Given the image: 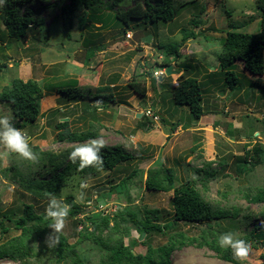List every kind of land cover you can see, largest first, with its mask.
Wrapping results in <instances>:
<instances>
[{"label":"rangeland","instance_id":"obj_1","mask_svg":"<svg viewBox=\"0 0 264 264\" xmlns=\"http://www.w3.org/2000/svg\"><path fill=\"white\" fill-rule=\"evenodd\" d=\"M70 1L24 0L23 5L18 4L21 5V14L30 11L33 18L43 22L42 27L30 26L26 38L20 41L8 37L0 9V66H5L0 72V95L10 89L14 79L33 80L43 90L39 116L32 123L14 118L11 104L0 101V114L11 115L14 125L28 133L31 147L38 156L36 162L17 155L0 159V223L6 216L21 217L25 206H32L37 215H46L49 194L69 205L75 202L81 209L74 217L69 214L59 233H54L51 227L46 229L39 222L29 224L24 231L17 229L14 222L5 221L7 231L0 233V248L10 249L18 257L0 259V264H112L115 250L120 253L129 251L140 259L148 255L149 250L155 255L154 252L163 247H172L170 264H231L217 254L216 247L223 249L218 244L220 234L232 231L243 238L259 228L258 240L262 242L264 239V203L253 204L247 200L259 189L264 190V166L259 165L244 174L236 172V166L244 158V148L254 155L256 148L264 147V87L260 85L264 86V74L252 76L248 73V77L239 74L241 85L234 89L233 95L239 96L242 104H231L230 112L240 129H233V125L228 127L225 123L226 137L235 141L232 144L218 141L214 146L215 159L207 158L202 143L203 131L197 132L200 133L199 137L196 135L200 149L193 155L189 151L196 141L194 137L190 140L189 134L181 130L166 144V151L171 156L192 155L196 163H193L194 172L187 175V179L196 180L195 190L217 216L199 223L177 222L167 231L146 234L140 233L128 213H136L139 220H148L155 226H164L175 220L173 191L155 192L144 187L147 173L162 166L157 164L148 168L157 156L163 158L158 152L160 143L154 136L163 127L161 118L173 111L169 103L172 92L166 90L178 78L170 83V77L176 76L180 69H200V73L208 74L204 82L208 90L211 91L212 86L219 91L222 79L225 82L224 75L221 78V75L209 73L218 68L222 39L229 31L252 34L261 31L262 12L257 6L258 0H174L178 5L193 3L181 8L173 21L146 24L140 20L132 22L126 31L120 24L115 26L107 13L126 10L136 3L145 7V0H100L86 13L82 25L80 17L84 12H75L71 26L64 10ZM148 1L155 5L158 0ZM95 11H102L104 15L101 18L92 15ZM192 20L196 21V26ZM102 21L103 24H98ZM184 30H193L198 37L183 42ZM148 36H151L150 41ZM168 43L182 44L181 59H171L174 74L169 77L164 74L157 80L154 72L163 69L164 62L157 46ZM243 67V62L237 61L235 71L239 73ZM70 80H77V90L81 94L95 97L101 95L99 88H103L105 99L115 96V100L98 111L93 106L94 101L87 97L78 102V99L64 98L56 93V89L71 87ZM181 80H185V76ZM162 81L163 85L160 84ZM135 82L150 92L149 101L159 117L154 122L158 124L138 117L140 114L144 116L145 110L141 113L143 108L139 98L129 88ZM159 93H163L162 110L157 104ZM212 106L220 109L222 105L212 102ZM241 115L248 118H241ZM64 120H68L73 132L97 134V138L105 140L106 147H120L135 157L146 153L149 160L136 158L125 162L112 173L113 178L104 170L94 174H73L67 178L65 187L55 194L52 181H49L61 171L57 168L61 160L68 163L67 154L80 145L57 140L55 124ZM188 120L189 115L182 113L178 122ZM181 129L184 131L185 128ZM249 130L263 132V135L248 136L246 141L249 143H241V137L248 135L242 132ZM160 161L164 162L163 159ZM134 169L144 174L133 180L136 182L134 186H129L128 190L125 185L114 186L119 192L110 190L111 184L127 177ZM85 180H90V186L81 189V181ZM101 188L104 190L99 192ZM81 191L84 193L82 202L77 199ZM99 206L105 211H100ZM220 213L224 214L218 215ZM97 214L107 218L108 222L93 220ZM50 237L53 238L49 240ZM60 239H66L68 244L61 252ZM14 248L17 251L14 252ZM263 252L264 247L258 244L247 258L241 260L242 264H260Z\"/></svg>","mask_w":264,"mask_h":264},{"label":"trees","instance_id":"obj_2","mask_svg":"<svg viewBox=\"0 0 264 264\" xmlns=\"http://www.w3.org/2000/svg\"><path fill=\"white\" fill-rule=\"evenodd\" d=\"M26 1V0H25ZM100 0H71L68 6L64 7L65 13L67 15V21L72 25L73 15L78 10H82L84 14L80 17V25L85 22L84 16L88 13L89 10H92ZM23 5L24 0H5L3 6H0L2 10V21L6 27L7 35L10 39L15 40H24L30 26H39L42 27V20H37L33 18L30 11H25L23 14L20 12L21 4ZM191 4L193 2H190ZM188 2L182 4L174 3V0H158L155 5L150 3L148 0H145V7L141 3H136L133 6L127 8L123 11L109 12L107 14L109 18L114 20L115 26L119 24L122 25L125 31L129 29L132 22H137L142 20L146 24H157L159 21L169 22L173 21L178 15L181 8L185 5L190 4ZM257 6L262 12L261 15V31L257 34L252 33H243L237 31H229L226 33L224 39L221 42V53L218 55V62L221 67V71L225 77L226 87L234 90L237 87H240V75L235 71L236 62H243L244 69L247 70L252 75L258 76L264 74V0H258ZM102 13V14H101ZM92 15L102 17V11H95ZM108 17L106 19H108ZM102 22H98V24ZM191 23L196 26V21L192 20ZM97 24V23H96ZM198 24V23H197ZM101 27V26H100ZM103 28V27H101ZM198 37V34L193 30H184L183 31V42L188 39H195ZM182 44L178 43H168V44H158L157 48L161 51L164 62L162 64L163 68H167L171 65V59H179L181 57L180 49ZM94 51V49H92ZM5 66H0V72ZM179 86L175 87L173 84L172 88L173 98L175 103L180 106H186L189 110V114L193 119L200 120L204 115L203 107L201 105V92L200 87L197 84L195 79H186V80H177ZM71 87H63L62 89H56V93H60L64 98H73L80 102L87 97L89 100L102 99L104 106L102 108L108 107V102H114L115 96L107 97L105 99V93L103 88L100 89L101 95L89 96L81 94L77 90V80H70ZM258 83V82H257ZM163 85V82L160 83ZM129 88L133 90L135 95L140 97H146L147 90L144 86H141L137 82L130 85ZM104 96V97H103ZM43 97V90L39 84L33 80L23 81L21 79H14L11 82L10 89L6 90L0 95V101L8 102L11 104L13 110L14 118H19L20 120H26L30 123L35 122L39 116L40 106L39 101ZM176 127V126H175ZM55 128L57 130V140L59 142H69V143H78L82 144L84 142L90 141L97 138V134L91 132L79 133L73 132L69 129L68 120L56 123ZM175 128L172 129L174 131ZM72 150L69 151L67 155L70 154ZM102 156L104 158V171H114L123 163L135 160L137 157L132 154L125 153V151L118 147H105L102 150ZM68 157V156H67ZM69 159V158H68ZM65 160H61L57 168H61V171L58 174H55L49 182L53 187V193L57 192L65 187L66 180L69 176L73 174H91L97 173L98 171L95 168H85L83 170L79 169V165L73 164L70 160L68 163L64 164ZM264 164V154L261 149L256 148L254 155H251V158H244L242 161V168H239V171H251L254 167ZM142 175L141 171L134 169L127 177L123 178L118 186L122 187L134 186L136 182L133 180ZM213 175V173H212ZM210 176V175H208ZM143 177V175H142ZM141 177V180H143ZM195 179H187L183 183L176 185V179L174 171L171 168L161 166L158 169L150 170L147 173V179L145 181V189L155 192H170L173 191V207L175 210V220L168 222L164 226H155L152 225L148 220L145 222L137 218L136 213L129 212L128 216L131 219V222L135 227L140 230V233H151L153 231L164 232L173 228L177 222H193L199 223L213 219L214 215L211 209V206L205 202L200 194L195 190ZM114 186L110 190H117ZM116 192H119L118 190ZM249 203L253 204H263L264 203V190L258 191L255 195H249L247 197ZM71 207L73 211L70 215H77L80 213V207L71 202ZM220 213L218 215H223ZM103 221L107 223V218H103L101 214H97L93 217V220ZM5 221L14 222V226L17 229L26 230L27 226L31 223L39 222L45 225L46 229H50L49 225L52 222L46 217V215H37L32 206H25L21 217L6 216L5 220L0 223V233L4 234L7 230L4 228ZM255 232L252 231L249 234L244 235L242 239L250 242L252 250L261 244L264 247V239L258 240L257 231L259 228H255ZM67 240L60 239L59 241V251L61 252L65 247H67ZM17 249L14 248V252ZM149 250V254L144 258H135L130 254L129 251L120 253L118 250L113 252L112 264H120L124 261L128 263L134 262V264H170L169 255L172 251V247H163L155 251V255L152 254V251ZM216 251L219 257L222 260L229 262L231 264H242L241 258H237L233 255L231 249L223 250L216 247ZM16 255L13 251L7 248H0V259H15ZM261 263L264 264V252L261 255Z\"/></svg>","mask_w":264,"mask_h":264},{"label":"crops","instance_id":"obj_3","mask_svg":"<svg viewBox=\"0 0 264 264\" xmlns=\"http://www.w3.org/2000/svg\"><path fill=\"white\" fill-rule=\"evenodd\" d=\"M217 63H218V66H217L218 68L215 69V71H212L213 73H209V74H212L214 76L221 75V78H222L223 73L221 71V67H220L219 62H217ZM171 65L173 66V63H171ZM173 68H174V66H173ZM176 72H177L176 76L170 77L171 78L170 83H172L173 79H176V78L181 79L184 76H185V80L186 79H195L197 81V84L200 87V92H201V97H202L201 105L203 107L204 115L198 121L193 119V117H191V115L189 114V110L187 109V107L186 106H180V105L176 104L175 100L173 98V95H172V99L171 98L169 99V103L172 104L173 111L171 113L169 112V113L165 114L164 118H161V123L163 122V127H161V129L158 131L160 133H158L154 136V138H156L157 142L160 143V145L158 146V152H159L160 156L161 155L163 156V158L157 156V158H155L154 160H152L150 162V164L148 165V168L156 166L157 164H158L157 166L163 165L167 168H171L174 171L176 182L181 184L185 180H187V178H188L187 175L189 176L190 174H192L194 172L193 163L194 162L196 163V161L193 160L192 155L195 153L196 150L198 151V148L200 149L199 143H197L198 141L196 140V135H198L197 137H199L200 133H197V132L203 131V134H204L203 135L204 140L202 141L203 148H204V150L206 149L205 152L207 153V158L209 160H210L209 157H213L214 159L216 157V155L214 154V146L217 144L218 141H219V143L220 142H225V143L227 142L229 144L234 143L235 139H231L230 137H226L223 128H226L224 126H225V123H227L228 127L233 125V129H240L236 125V120H235L236 118L234 116H232V114L230 112V110H231L230 105L231 104L232 105H241L242 100L239 99L240 98L239 96L233 95V92L235 90H232V89H229L228 87H226L223 79L221 81L222 86H221V89L219 91H216V88L215 87L213 88L212 86H211V91H209L207 84L204 83V82H206V78L208 77V74L200 73V69L197 71H186V69H180L179 71H176ZM248 73L249 72L247 70H245L243 67V69L238 74H241L244 77H248V76H246V75H248ZM252 76H255V75H252ZM255 82H257V81H255ZM260 85L262 87H264L262 84H260ZM168 90L171 91L172 88L169 87ZM157 95L159 97L158 98L159 100H157V104L160 105V109L162 110L163 106L161 103L162 102L161 95H163V93H159ZM135 96H136V98H139L138 100L140 101V104L143 108L141 110V113L143 110H146L147 108L151 109L153 111L152 103L149 101L152 97L149 91H147L145 98L144 97L142 98L138 95H135ZM155 98H157V97L155 96ZM212 102H215V103L219 102L222 106H220V109H219L217 107L212 106ZM121 104L122 103H118V105H121ZM123 104H126V103H123ZM166 112H168V111L166 110ZM182 113L189 115V120L186 123L178 122ZM142 117H144V119H146V121L148 120L149 122H151L153 124L154 123L158 124V122H154L151 118L142 116V114H141L140 120L142 119ZM245 117L248 118L246 115H241V118H245ZM175 118H176V120H174ZM229 121H231V122H229ZM181 127L185 128L184 131L181 129ZM173 128H175L174 131H172ZM179 130H181V132H185V133L189 134L188 137L190 140H193L192 137H194V141H196V142L192 143V146H191L190 151H189L190 154H192V155H190V154H188V155L184 154L183 155L182 154L179 157L178 156L175 157L173 155L171 156L169 154V152L166 151L167 147H168L166 145L168 143V139H170V138L172 139V137H174L178 133ZM234 132H236V131H234ZM242 133L248 134V135H244L241 137L243 139V141H241V143H246V144L249 143L246 141L248 136L251 138L252 136L260 137L261 135H263L262 134L263 132L261 133L260 131H255L252 133L250 130H249V132L246 131V132H242ZM171 139H170V141H171ZM262 144L264 145V143H262ZM244 150H245V152H244L243 157L244 158H246V157L251 158L252 153L249 151V149L244 148ZM261 150L264 154V147ZM165 153H167L166 156H165ZM145 154L139 153L138 156H136V157L138 159H142V161L149 160V159H147V154L146 155ZM132 155L134 156V154H132ZM140 155H143V156L145 155V157L141 158ZM182 158H184V159H182ZM244 158H242V160H240L238 165L236 166V172L241 173V174L251 172L253 169H255V167H254L253 169H251V171H244V172L241 171L240 172L239 168L244 169L242 167V161ZM162 159L164 162L160 161ZM179 159H182V161H180ZM222 162H224V161H221V163ZM212 164H213V166L216 165L215 163H212ZM260 166H264V164H260ZM116 169H118V168H116ZM114 171H107L108 177L113 178L112 173ZM142 175H144V174H142ZM178 176H179V180H178ZM122 179L123 178H121L116 183L111 184L110 186L112 187V186L118 185ZM250 181H252V180L250 179ZM263 182H264V179H263Z\"/></svg>","mask_w":264,"mask_h":264},{"label":"clouds","instance_id":"obj_4","mask_svg":"<svg viewBox=\"0 0 264 264\" xmlns=\"http://www.w3.org/2000/svg\"><path fill=\"white\" fill-rule=\"evenodd\" d=\"M5 0H0V6H3ZM103 100L97 99L93 102V106L98 111H102ZM106 147L103 138H96L84 142L75 147L69 154V160L73 164L79 165V169L95 168L102 170L104 166V158L102 150ZM0 159H6L10 155H17L22 159L36 162L37 154L33 151L30 144V137L26 131L17 128L13 123V117L9 114H0ZM90 186V180L81 181V189ZM83 191L77 197L83 201ZM71 212V205L65 203L63 199L57 198L55 195L49 194V201L46 208V217L52 221L49 225L54 233H59L65 226L66 220ZM53 237H50L51 240ZM218 244L221 248L231 249L233 255L237 258H247L252 250L250 242L239 238L236 232H224L220 234Z\"/></svg>","mask_w":264,"mask_h":264},{"label":"built area","instance_id":"obj_5","mask_svg":"<svg viewBox=\"0 0 264 264\" xmlns=\"http://www.w3.org/2000/svg\"><path fill=\"white\" fill-rule=\"evenodd\" d=\"M130 34H128L129 36ZM166 72V68H163L161 69L160 71H156L154 72V77L158 80L159 78H161V76H164ZM173 85L175 87H178L179 86V82L176 81L173 83ZM144 116L148 117V118H151L153 121H158L159 120V117L157 115L154 114V112H152L151 109H146L145 112L143 113ZM100 208V211H105L104 208H102V206H99Z\"/></svg>","mask_w":264,"mask_h":264},{"label":"water","instance_id":"obj_6","mask_svg":"<svg viewBox=\"0 0 264 264\" xmlns=\"http://www.w3.org/2000/svg\"><path fill=\"white\" fill-rule=\"evenodd\" d=\"M150 39H151V36H148V37H147V40L150 41ZM174 73H175V72L173 71V66H172V65H170V66H168V67L166 68V72H165V74H166L167 77L171 76V75L174 74ZM138 117L140 118V117H141V114H140V116H138ZM103 190H104L103 188L98 189L99 192H102Z\"/></svg>","mask_w":264,"mask_h":264}]
</instances>
